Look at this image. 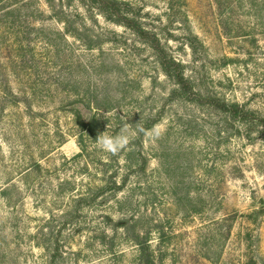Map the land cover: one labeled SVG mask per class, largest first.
I'll return each instance as SVG.
<instances>
[{
  "label": "rangeland",
  "instance_id": "rangeland-1",
  "mask_svg": "<svg viewBox=\"0 0 264 264\" xmlns=\"http://www.w3.org/2000/svg\"><path fill=\"white\" fill-rule=\"evenodd\" d=\"M113 1L0 0V264H264V0Z\"/></svg>",
  "mask_w": 264,
  "mask_h": 264
},
{
  "label": "trees",
  "instance_id": "trees-1",
  "mask_svg": "<svg viewBox=\"0 0 264 264\" xmlns=\"http://www.w3.org/2000/svg\"><path fill=\"white\" fill-rule=\"evenodd\" d=\"M90 2L93 3L96 8L112 22L117 23L120 20L124 19L121 6L116 1L90 0ZM152 48L157 52L159 65L164 75L173 79L176 85V91L174 92L179 94L181 100L200 106H213L217 108L221 113L226 114L227 117L235 120L238 118H243L247 115V112L244 111L241 106L217 103L214 99L202 97L199 93L195 92L192 89L191 83L187 79H185L182 73L181 65L173 61L172 59H166L165 52L161 47H159L157 41L154 40ZM78 147H80L81 151L82 147L80 142H78Z\"/></svg>",
  "mask_w": 264,
  "mask_h": 264
},
{
  "label": "clouds",
  "instance_id": "clouds-1",
  "mask_svg": "<svg viewBox=\"0 0 264 264\" xmlns=\"http://www.w3.org/2000/svg\"><path fill=\"white\" fill-rule=\"evenodd\" d=\"M164 132L165 129L160 124L154 125L151 129L146 130L140 124V122L137 123L135 127H133V125L127 123L125 119V122L122 124L117 134L113 135L108 131H105L98 135L95 142L101 151L112 155H117L130 144L131 140L137 134L142 133L149 140L155 142L162 138Z\"/></svg>",
  "mask_w": 264,
  "mask_h": 264
}]
</instances>
